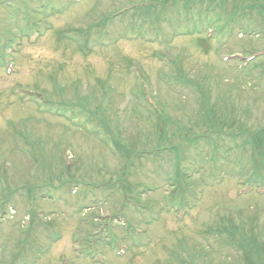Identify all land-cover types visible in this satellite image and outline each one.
<instances>
[{"label": "rangeland", "instance_id": "obj_1", "mask_svg": "<svg viewBox=\"0 0 264 264\" xmlns=\"http://www.w3.org/2000/svg\"><path fill=\"white\" fill-rule=\"evenodd\" d=\"M258 51L264 0H0V264H264Z\"/></svg>", "mask_w": 264, "mask_h": 264}, {"label": "trees", "instance_id": "obj_2", "mask_svg": "<svg viewBox=\"0 0 264 264\" xmlns=\"http://www.w3.org/2000/svg\"><path fill=\"white\" fill-rule=\"evenodd\" d=\"M161 122H162V121H161ZM211 123L213 124V121H212ZM165 124H166V123H165ZM160 132H161V134H163V131H162V130H161ZM164 132H165V131H164Z\"/></svg>", "mask_w": 264, "mask_h": 264}]
</instances>
